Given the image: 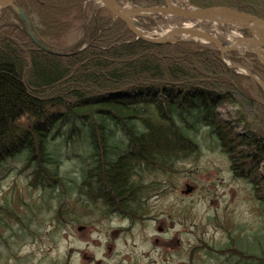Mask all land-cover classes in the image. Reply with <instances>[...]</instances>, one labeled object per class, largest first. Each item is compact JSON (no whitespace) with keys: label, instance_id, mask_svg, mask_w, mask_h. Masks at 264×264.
Returning <instances> with one entry per match:
<instances>
[{"label":"trees","instance_id":"trees-1","mask_svg":"<svg viewBox=\"0 0 264 264\" xmlns=\"http://www.w3.org/2000/svg\"><path fill=\"white\" fill-rule=\"evenodd\" d=\"M86 1L17 0L36 38L48 49L64 53L49 55L54 61L39 59L38 54L45 52L34 45L25 23L12 9L0 15V132L9 139L0 144V162L13 159L32 169V185L55 200L67 196L71 200L78 192L77 199H101L109 207L105 212L118 207L133 214L143 207V188L137 184L142 181L140 173L150 166L172 169L191 158L200 149L198 134L203 127L210 144L228 158L235 177L250 180L260 197L258 189L264 186L259 171L264 161V92L258 84L231 70L214 46L189 42L154 45L138 40L105 9L93 12L89 6L85 8ZM191 3L264 19V0ZM77 28L83 30V38L74 46H61ZM18 29L25 36L14 41ZM8 37L11 40H5ZM32 56H38L34 71L24 76V62ZM230 57L234 64L246 65L264 79V67L255 56H246L250 62L237 53ZM70 60L84 66L83 76L63 70ZM64 78L68 86L63 84ZM58 79L64 88H79L64 99L69 114L65 131L54 130L57 113L53 105L34 94L36 83ZM247 81L257 87L258 97L244 87ZM130 93H137L140 102H129ZM226 103L234 107V113H227L223 120L217 110ZM16 120L23 121L28 130L21 125L10 129ZM61 138L66 143L79 138L87 146L77 186L65 184L59 171L62 156L50 147ZM11 147H16L14 154L9 153ZM262 200L264 205V197ZM237 244L244 250L241 240ZM254 245H249L250 256H245L244 263L264 264V253L257 254Z\"/></svg>","mask_w":264,"mask_h":264},{"label":"rangeland","instance_id":"rangeland-1","mask_svg":"<svg viewBox=\"0 0 264 264\" xmlns=\"http://www.w3.org/2000/svg\"><path fill=\"white\" fill-rule=\"evenodd\" d=\"M126 1L120 0L121 5L128 6ZM90 5L102 7L99 2ZM158 22L153 28L149 21H138L149 26H140V31L153 36L154 29L163 34L192 27L231 43L233 33L214 25ZM83 36L82 29H74L60 45L74 46ZM243 85L256 96L253 82ZM228 109L234 113L227 103L217 110L223 120ZM207 137L202 127L199 151L167 173L146 172L145 180L137 183L143 188V207L132 218L105 212L108 206L101 199H77L78 192L71 200H55L32 185V169L9 160L0 168V264H244L253 244L262 255L264 186L257 197L255 186L235 177L228 158ZM50 147L62 156L59 171L65 184L77 186L85 142L61 138ZM259 171L264 180V162ZM240 240L244 250L237 244Z\"/></svg>","mask_w":264,"mask_h":264},{"label":"water","instance_id":"water-1","mask_svg":"<svg viewBox=\"0 0 264 264\" xmlns=\"http://www.w3.org/2000/svg\"><path fill=\"white\" fill-rule=\"evenodd\" d=\"M99 1L116 19L124 22L138 39L147 43L164 45L176 44L180 42H197L198 40H202L201 42L203 43L215 45L221 51L222 56L238 49V45L224 47V43L215 35H212L209 31L199 29L180 28L163 35L160 38H150L139 30V26L142 28L144 26L138 24L136 19L140 17H150L152 15H164L171 18L214 25L223 31H247L251 34V38L244 39V42L246 44L257 45L261 48L260 51H256L255 53L257 54L260 62L264 65V20L249 13L222 7L209 9L195 8L190 5V2H188L187 6H180L177 0H164L165 5L163 7L151 8L124 7L117 0ZM7 9H12L22 19L27 26L29 35L41 49L46 51L50 50L36 38L29 18L18 5L16 0H0V15ZM232 69L242 68L233 66ZM247 74L264 89L263 80L256 77L251 72H247Z\"/></svg>","mask_w":264,"mask_h":264},{"label":"bare ground","instance_id":"bare-ground-1","mask_svg":"<svg viewBox=\"0 0 264 264\" xmlns=\"http://www.w3.org/2000/svg\"><path fill=\"white\" fill-rule=\"evenodd\" d=\"M178 4L180 6H187L188 4V0H177ZM17 34L14 36V38L12 40L14 41H20L24 38L25 36V31L23 29H18ZM235 34V33H234ZM29 35V34H28ZM35 35V34H34ZM30 39L33 41L34 45L37 46L38 48H40L35 42L34 40L31 38V36L29 35ZM186 37V36H185ZM5 40L9 41L11 40L10 37L6 38ZM240 42V43H238ZM234 43H238V48H240L241 50H255V51H260L261 48L257 45H252V44H246L244 42L243 36L241 34H235L232 36V41L231 44ZM153 44V43H150ZM154 45H158V44H154ZM123 46L126 47H131V45L129 43H124ZM224 47H227L226 45ZM133 49H136V51L138 50L137 48H134L133 46L131 47ZM41 49V48H40ZM227 49V48H225ZM45 53H39V59H44V60H51L54 61L53 58L49 57L53 56V57H59V56H63L61 52H53L51 50H43ZM38 56L36 58H34V56H32V58H29V60H26V64L24 62V66L23 69L26 70V73H22V75L24 74V76H29L30 74H32V72L34 71L35 68V62L38 58ZM59 64V63H58ZM60 65V64H59ZM63 70L69 74L72 75H77V76H83L84 74V66L81 64L76 63L74 60H70L69 65L65 66L63 68ZM63 76V75H62ZM67 78L63 79V84L65 86H68L69 84L66 82ZM30 84V83H29ZM37 86H35L37 88V91L34 93L36 96L35 97H42L45 98L47 101V105H53V109L54 111L57 113V118L53 121V128L56 131H65L66 127L69 124V114L67 109L64 107V99L68 98L69 96L72 95V93L76 92L79 88H75V87H70V88H64L61 85V82L58 80H54L50 83H36ZM33 90V89H32ZM140 93H147V91L141 90ZM33 95V94H30ZM127 99L129 102L131 103H138L140 102L138 100V96L137 93H130L127 96ZM135 108L138 109V106L135 105ZM25 118V117H24ZM16 123L12 124L10 127V129H19L20 125L22 127V129H24L25 131L28 130V126L25 125V123L23 121L20 120H16ZM0 144H5L7 143V141L9 140L8 137H5L4 131L0 132ZM22 141H24V139H22ZM16 151V147H11L9 149V153L10 154H14ZM8 162L7 158H3L1 159L0 162V168L4 167V164ZM149 171V173L152 172H157V173H167L168 169L165 168H161L160 166H150L148 168V170H146L145 172H141L140 175L142 176V180H145L144 175L146 174V172ZM131 190V189H130Z\"/></svg>","mask_w":264,"mask_h":264}]
</instances>
